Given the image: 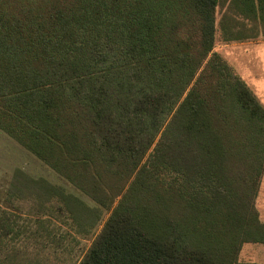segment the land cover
Here are the masks:
<instances>
[{"label": "trees", "instance_id": "trees-1", "mask_svg": "<svg viewBox=\"0 0 264 264\" xmlns=\"http://www.w3.org/2000/svg\"><path fill=\"white\" fill-rule=\"evenodd\" d=\"M226 2L0 0V128L90 198L39 178L102 224L77 264H238L264 243V106L215 50L218 25L257 36L217 20ZM20 219L0 206V264H33L7 238L43 223Z\"/></svg>", "mask_w": 264, "mask_h": 264}, {"label": "rangeland", "instance_id": "rangeland-1", "mask_svg": "<svg viewBox=\"0 0 264 264\" xmlns=\"http://www.w3.org/2000/svg\"><path fill=\"white\" fill-rule=\"evenodd\" d=\"M223 5L218 11V21L227 12L230 15H235L231 13L233 9L229 7L230 5ZM235 16L239 17V15ZM221 33V27L218 25L215 50L227 61L233 72L248 84L264 106V61L260 53L264 47V36L225 41ZM19 170L27 177L36 179L32 183L30 182L31 187L24 181L25 175H23V179L16 177ZM39 178H44L60 188L65 187L69 192L93 205L90 198L0 128L1 209L4 211L8 209L19 219L21 217L20 220L24 222H31L32 232L33 228L37 229L38 224L43 223V227L38 228L36 241L33 238L31 242L28 241L29 239L25 241L26 235L24 234L21 236L12 234L15 240L12 242L7 238V244L14 243L13 245L18 248L23 246L32 248L36 252V259L32 254L33 264H77L90 247L102 224L94 228L92 226L94 219L89 217L81 207L76 209L72 207L74 212L70 213V219L65 217L64 213H60L52 205L53 201L50 198L55 197L51 196L49 186L47 189L44 185H39ZM256 204L260 217L264 221V173ZM39 212H44L45 217L38 216ZM76 213L79 216H86V221L77 220ZM93 213L96 214V212ZM22 214L28 216H21ZM104 216L106 219L108 213ZM40 217L44 221L39 220ZM35 221H38V224ZM20 257L26 258L24 255H20ZM18 262L28 264L29 259L13 260L12 264H19ZM238 264H264V243H245L238 258Z\"/></svg>", "mask_w": 264, "mask_h": 264}, {"label": "crops", "instance_id": "crops-1", "mask_svg": "<svg viewBox=\"0 0 264 264\" xmlns=\"http://www.w3.org/2000/svg\"><path fill=\"white\" fill-rule=\"evenodd\" d=\"M225 4L231 5L233 8L231 13L239 15L240 18L235 15L233 16L238 17L237 19L244 23L245 33L243 35L254 37L264 36V26L262 25L259 0H227ZM252 26L253 28H251ZM260 53L264 61V47L261 49Z\"/></svg>", "mask_w": 264, "mask_h": 264}]
</instances>
